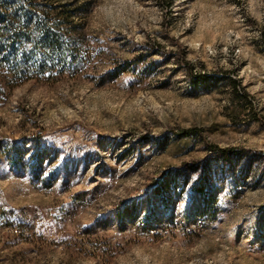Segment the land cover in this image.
I'll use <instances>...</instances> for the list:
<instances>
[{"label": "rangeland", "instance_id": "obj_1", "mask_svg": "<svg viewBox=\"0 0 264 264\" xmlns=\"http://www.w3.org/2000/svg\"><path fill=\"white\" fill-rule=\"evenodd\" d=\"M75 1L0 69V264H264V0Z\"/></svg>", "mask_w": 264, "mask_h": 264}, {"label": "trees", "instance_id": "obj_2", "mask_svg": "<svg viewBox=\"0 0 264 264\" xmlns=\"http://www.w3.org/2000/svg\"><path fill=\"white\" fill-rule=\"evenodd\" d=\"M76 2L0 0V69L16 80L45 72L53 53L61 59L78 54L81 43L72 35L82 28L73 18L88 1Z\"/></svg>", "mask_w": 264, "mask_h": 264}]
</instances>
